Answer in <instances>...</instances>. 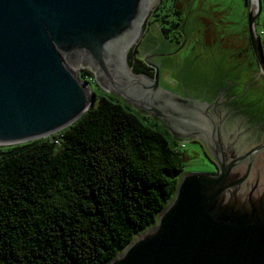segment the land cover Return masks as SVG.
Returning <instances> with one entry per match:
<instances>
[{"label": "water", "instance_id": "95a60500", "mask_svg": "<svg viewBox=\"0 0 264 264\" xmlns=\"http://www.w3.org/2000/svg\"><path fill=\"white\" fill-rule=\"evenodd\" d=\"M153 1L0 0V146L50 137L88 111L94 100L72 69L79 66L93 71L100 85L141 114L162 119L175 138L204 143L205 108L174 77L182 72L181 79L190 84L196 69L222 51L232 50L233 60L236 54L206 35L203 27L210 15L190 11L186 0H179L186 17L179 28L182 45L165 49L153 25L136 55L155 69L153 79L130 75L123 62L125 48ZM261 11V0L254 12L249 7L248 27L264 76V51L255 29ZM192 38L198 39L191 51L195 56L183 63L172 52L183 51ZM151 51L171 60L161 72L149 64ZM252 85L261 87L255 75ZM263 148L227 157L213 151L219 172L182 174L156 224L106 264H264V174L255 162Z\"/></svg>", "mask_w": 264, "mask_h": 264}, {"label": "trees", "instance_id": "16d2710c", "mask_svg": "<svg viewBox=\"0 0 264 264\" xmlns=\"http://www.w3.org/2000/svg\"><path fill=\"white\" fill-rule=\"evenodd\" d=\"M134 53L130 70L150 75ZM92 96L69 127L0 156V264H106L172 201L181 146L114 95Z\"/></svg>", "mask_w": 264, "mask_h": 264}, {"label": "flooded vegetation", "instance_id": "af4514ba", "mask_svg": "<svg viewBox=\"0 0 264 264\" xmlns=\"http://www.w3.org/2000/svg\"><path fill=\"white\" fill-rule=\"evenodd\" d=\"M163 44L166 45L165 49L170 47L167 41H163ZM249 44L248 50L235 49L237 55L234 60L229 56L232 50L222 51L223 55L210 60L204 68L196 69L190 84L181 79L182 72L178 77L173 76L181 83L185 94L193 95L205 108L202 111V117L206 120L202 144L216 166L213 174L219 172L213 151H223L226 157L236 156L243 150L264 145V98L261 94L263 89L252 85V77L259 67L251 40ZM156 51H151L149 64L158 66L161 72V68L171 60L165 62V53ZM180 52L176 48L172 54L178 57ZM190 54L183 63L195 56L194 52L188 51L187 55ZM147 67L154 76L155 69ZM191 84L192 86L188 87ZM190 89H193L192 93ZM209 132L211 134L208 136ZM255 162L264 174V148L257 155Z\"/></svg>", "mask_w": 264, "mask_h": 264}, {"label": "rangeland", "instance_id": "374dc122", "mask_svg": "<svg viewBox=\"0 0 264 264\" xmlns=\"http://www.w3.org/2000/svg\"><path fill=\"white\" fill-rule=\"evenodd\" d=\"M190 4V11H202L206 12L212 17V20H207L204 24V32L206 35L211 38L213 41H218L224 43L226 47L231 48L235 51L239 50H248L250 49V32L248 27L249 22V4L246 0H186V5ZM179 0H159L154 6L153 11L150 13L143 25V31L141 37L137 44L129 52L127 62L129 67L132 69V64L129 62L131 60V54L135 50L136 55L140 53L139 46L143 42L146 35L150 32L151 27L154 25L157 28L161 38L164 41H167L170 45H182L183 35L180 32L179 28L181 24L185 21L184 12L178 9ZM255 9V7L253 8ZM256 35L261 38L263 43L264 51V4L260 16L255 22ZM198 43L197 38H192L188 46L179 53L178 59L184 61L185 58H188V51H192L193 47ZM236 49V50H235ZM250 57L251 51L248 52ZM236 54V53H235ZM237 55V54H236ZM137 57V56H136ZM138 58V57H137ZM141 59V58H138ZM142 60V59H141ZM144 62V60H142ZM133 62V61H132ZM145 65H147L144 62ZM149 66V65H147ZM71 67V66H70ZM72 68V67H71ZM129 68V69H130ZM79 73H82L83 70H87L93 74L92 80L89 81L88 88L91 92L97 91V88L101 89L105 93H109L117 97L119 100L123 101L135 111H137L128 101H126L121 96L115 94L114 92L106 89L95 77V73L88 68H83L81 66L76 69ZM135 74V73H134ZM144 75L149 79H153L152 73L150 75ZM254 75L258 78L261 88L264 92V76L260 73L258 69L254 72ZM80 77V76H79ZM145 77L146 80H149ZM82 80V79H81ZM83 81V80H82ZM84 82V81H83ZM139 112V111H137ZM140 113V112H139ZM141 114V113H140ZM143 115V114H142ZM147 118L157 122L159 125L165 127L169 130L166 123L157 118L155 120L152 116L144 115ZM171 135V133H170ZM172 136V135H171ZM176 140L180 147L181 157H182V169L183 174L191 173H203V174H213L216 171V166L214 161L208 154L207 150L203 146L202 142L198 139H189V140H180L172 136ZM14 145V146H0V156L3 155L6 151L16 146L25 145ZM61 150V146H57L55 151L58 152Z\"/></svg>", "mask_w": 264, "mask_h": 264}, {"label": "bare ground", "instance_id": "6f19581e", "mask_svg": "<svg viewBox=\"0 0 264 264\" xmlns=\"http://www.w3.org/2000/svg\"><path fill=\"white\" fill-rule=\"evenodd\" d=\"M158 1H159V0H154V1L152 2V4L148 7L147 12H146V15H145V17H144L142 23L140 24V26H139V28H138L137 36L134 38V40L131 42V44L125 48L124 61H123V62H124V66H125V68H126V71H127L130 75H132V76H134V77H139V76H141V75H136V74H134V73L129 69V66H128V63H127V54H128V52H129V50H130V49L136 44V42H137V41L139 40V38L141 37L142 31H143V25H144V23H145L147 17L149 16L150 12L152 11V9L154 8V6L156 5V3H157ZM254 7H255V9H256V7H257V0H250V8H251V12H254V11H255V9H253ZM142 77H144V76L142 75ZM144 78H145V77H144Z\"/></svg>", "mask_w": 264, "mask_h": 264}, {"label": "built area", "instance_id": "2783aa9c", "mask_svg": "<svg viewBox=\"0 0 264 264\" xmlns=\"http://www.w3.org/2000/svg\"><path fill=\"white\" fill-rule=\"evenodd\" d=\"M181 147H182V145H181Z\"/></svg>", "mask_w": 264, "mask_h": 264}]
</instances>
